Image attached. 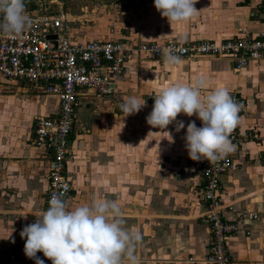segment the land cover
I'll return each instance as SVG.
<instances>
[{
    "label": "crops",
    "instance_id": "1",
    "mask_svg": "<svg viewBox=\"0 0 264 264\" xmlns=\"http://www.w3.org/2000/svg\"><path fill=\"white\" fill-rule=\"evenodd\" d=\"M145 6L147 21H141L135 44L220 42L264 32V0H197L194 16L172 24L155 9L154 0ZM181 61L170 67L164 59L129 53L112 97H78L85 103L83 114L92 118L81 123L74 118L65 165L71 191L63 200L69 209L96 199L118 201L123 226L140 233L135 251L140 264H204L211 237L201 177L185 141L187 125L194 121L199 128L202 122L184 114L165 129L146 122L158 92L203 78V92L225 88L245 101L229 153L232 168L219 178L218 199L222 218L239 217L249 231L228 239L230 264H264V60L239 71L223 57ZM128 97L145 101L129 116L121 110ZM56 112L52 97L0 77V264H23L26 238L20 232L43 211L46 159L33 146L32 119ZM181 121L185 127L177 131ZM44 264L52 262L45 257Z\"/></svg>",
    "mask_w": 264,
    "mask_h": 264
},
{
    "label": "built area",
    "instance_id": "2",
    "mask_svg": "<svg viewBox=\"0 0 264 264\" xmlns=\"http://www.w3.org/2000/svg\"><path fill=\"white\" fill-rule=\"evenodd\" d=\"M49 7L28 10L31 27L21 37L11 39L0 35V77L6 82H23L39 93L52 97L57 112L52 117L35 116L32 119V143L46 159L47 190L44 208L52 196L64 199L71 191L65 175L68 156L67 138L74 123L78 97L91 93L98 99L114 95L116 80L124 69L129 53L137 52L153 59H164L171 51L181 59L196 57H223L233 62V70L246 68L251 62L264 60V32L255 37L244 33L237 38L220 42L200 41L180 44L166 41L163 44L140 43L131 48L120 41H78L71 33V24L60 12ZM47 36H54L48 39ZM230 96L243 112L245 101L236 93ZM237 131L229 135L236 142ZM201 177L204 218L208 224L211 242L202 262L204 264H230L227 251L228 239L244 231L241 218L226 221L222 218L218 199L219 178L232 168L229 154L215 162L194 161ZM256 219L255 215H250ZM246 236L249 231H244ZM37 257L45 260L42 252ZM189 261L192 259L189 258ZM23 264H35L24 257Z\"/></svg>",
    "mask_w": 264,
    "mask_h": 264
},
{
    "label": "clouds",
    "instance_id": "3",
    "mask_svg": "<svg viewBox=\"0 0 264 264\" xmlns=\"http://www.w3.org/2000/svg\"><path fill=\"white\" fill-rule=\"evenodd\" d=\"M197 0H154L155 9L169 24L182 23L197 12ZM32 25L24 0H0V35L16 39ZM164 62L172 67L181 58L171 51L164 53ZM205 80L194 85H171L155 95L146 122L152 128L165 129L180 114L195 115L201 127L190 122L186 129V150L193 161L215 162L233 151L230 133L239 123L240 106L225 88L203 92ZM145 105L136 97H128L121 110L129 115ZM185 127L177 123V131ZM118 201L96 199L90 204L69 209L60 195H53L46 210L34 223L20 232L25 256L44 264L38 252L52 264H140L135 255L141 236L136 229H126Z\"/></svg>",
    "mask_w": 264,
    "mask_h": 264
},
{
    "label": "rangeland",
    "instance_id": "4",
    "mask_svg": "<svg viewBox=\"0 0 264 264\" xmlns=\"http://www.w3.org/2000/svg\"><path fill=\"white\" fill-rule=\"evenodd\" d=\"M147 0H34L39 7H49L61 13L71 24L70 33L78 41L103 39L105 41H128L131 48H137L134 39L140 33L141 21H147ZM125 37V38H124ZM130 38V39H129ZM123 41V40H122ZM31 90L26 83L19 82ZM84 101L80 100L74 111L76 122L92 118L83 111ZM89 108H92L91 105Z\"/></svg>",
    "mask_w": 264,
    "mask_h": 264
},
{
    "label": "trees",
    "instance_id": "5",
    "mask_svg": "<svg viewBox=\"0 0 264 264\" xmlns=\"http://www.w3.org/2000/svg\"><path fill=\"white\" fill-rule=\"evenodd\" d=\"M24 4H25V9L26 10H32L36 8V5L33 1L29 0V1H25L24 0Z\"/></svg>",
    "mask_w": 264,
    "mask_h": 264
},
{
    "label": "water",
    "instance_id": "6",
    "mask_svg": "<svg viewBox=\"0 0 264 264\" xmlns=\"http://www.w3.org/2000/svg\"><path fill=\"white\" fill-rule=\"evenodd\" d=\"M48 39H54V36H47Z\"/></svg>",
    "mask_w": 264,
    "mask_h": 264
}]
</instances>
